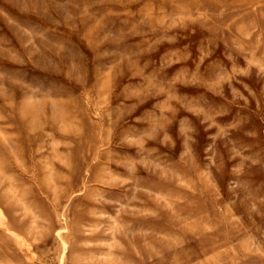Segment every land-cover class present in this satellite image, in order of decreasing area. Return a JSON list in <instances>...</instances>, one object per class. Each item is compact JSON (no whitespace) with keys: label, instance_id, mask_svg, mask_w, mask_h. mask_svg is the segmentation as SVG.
Listing matches in <instances>:
<instances>
[{"label":"rangeland","instance_id":"374dc122","mask_svg":"<svg viewBox=\"0 0 264 264\" xmlns=\"http://www.w3.org/2000/svg\"><path fill=\"white\" fill-rule=\"evenodd\" d=\"M0 264H264V0H0Z\"/></svg>","mask_w":264,"mask_h":264}]
</instances>
